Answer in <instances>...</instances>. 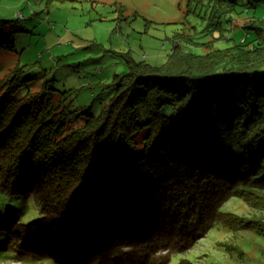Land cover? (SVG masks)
<instances>
[{
  "label": "trees",
  "instance_id": "obj_1",
  "mask_svg": "<svg viewBox=\"0 0 264 264\" xmlns=\"http://www.w3.org/2000/svg\"><path fill=\"white\" fill-rule=\"evenodd\" d=\"M190 1L207 7L215 40L222 17L264 4ZM16 25L0 19V52ZM242 28L250 40L204 54L176 40L160 65L120 53L128 71L101 84L113 95L98 114L51 80L33 92L19 65L0 78V188L41 209L10 218L16 247L56 264H166L215 226L264 243V216L222 210L233 197L264 210V19Z\"/></svg>",
  "mask_w": 264,
  "mask_h": 264
},
{
  "label": "rangeland",
  "instance_id": "obj_2",
  "mask_svg": "<svg viewBox=\"0 0 264 264\" xmlns=\"http://www.w3.org/2000/svg\"><path fill=\"white\" fill-rule=\"evenodd\" d=\"M207 7L190 0H0V19L15 22L14 48L0 52V78L19 65L29 88L38 91L45 80L60 90L72 89L74 109L90 107L98 114L113 95L102 88L115 74L128 67L120 53L137 61L160 65L166 61L176 40L186 50L204 54L209 45L225 48L252 33L242 28L254 16L264 19V4L222 17L224 37L208 32ZM213 41V42H212ZM28 89L22 88L19 95ZM223 211L264 216V210L233 197ZM33 195L11 196L0 188V264H56L50 258L21 251L9 236L11 217L28 223L40 217ZM35 234V233H34ZM240 245L241 258L227 246ZM264 243L250 230L215 226L189 249L173 252L166 264H264ZM169 255L161 250L156 255ZM181 264V263H180Z\"/></svg>",
  "mask_w": 264,
  "mask_h": 264
}]
</instances>
